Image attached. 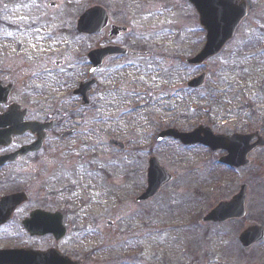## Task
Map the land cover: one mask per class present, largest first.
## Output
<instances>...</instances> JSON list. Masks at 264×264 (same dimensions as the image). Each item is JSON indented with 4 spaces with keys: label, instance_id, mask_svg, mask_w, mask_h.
<instances>
[{
    "label": "flooded vegetation",
    "instance_id": "1",
    "mask_svg": "<svg viewBox=\"0 0 264 264\" xmlns=\"http://www.w3.org/2000/svg\"><path fill=\"white\" fill-rule=\"evenodd\" d=\"M214 6L242 16L236 30L257 18L264 31V0ZM145 62L155 63V0H0V252L8 253L0 264H207L208 230L234 238L224 254L254 256L264 226L249 217L253 185L240 184L241 169L220 162L224 151L163 140L220 152L214 162L226 173L193 174L191 166L202 165L198 156L190 167L170 169L152 152L147 158L156 157L162 173L157 183L171 178L158 187L155 179L149 186L147 170L139 178L96 168V136L106 132L101 113ZM257 133L264 138V127L242 135ZM113 140L105 138L126 150ZM255 151L242 169L257 164ZM240 193L243 217L238 202L237 217L205 221ZM252 227L263 233L258 244L241 240Z\"/></svg>",
    "mask_w": 264,
    "mask_h": 264
},
{
    "label": "rangeland",
    "instance_id": "2",
    "mask_svg": "<svg viewBox=\"0 0 264 264\" xmlns=\"http://www.w3.org/2000/svg\"><path fill=\"white\" fill-rule=\"evenodd\" d=\"M255 20L251 23L252 18L249 19L204 66L193 68L185 65L184 60L200 51L205 37L193 8L185 0H155V63H143L136 71L137 80L132 78V82H125L114 92L111 96L114 107L101 113L106 132L102 137L103 132L96 136V168L109 172L111 167L112 176L135 171L141 178L142 172L147 170V156L153 152L161 164L170 169L172 165L188 166V162L198 156L202 165H192L193 174L226 173L215 164L219 160L215 156L220 152L213 156L197 147L189 150L172 144L167 147L164 141L156 142V137L167 129L189 132L200 124L227 136L264 127V31L257 30L262 25L257 18ZM204 71L203 89L188 91L186 83ZM153 92L145 107L131 109V104L145 100V95ZM191 106L197 109L192 111ZM203 108H209L210 112L204 113ZM108 135L125 143L126 150L110 148L105 141ZM108 158L111 160L107 161ZM253 158L258 164L241 169L238 179L240 184L253 185L248 202L249 217L253 218L251 222L264 226V150L256 151ZM211 194H214L213 189ZM224 194L227 199V192ZM216 232L208 230L207 264H264V241L256 247L253 257L243 259L233 253L224 254L223 250L233 247L234 238L231 235L227 239L218 238ZM202 243L201 240V248ZM195 260V264L200 263Z\"/></svg>",
    "mask_w": 264,
    "mask_h": 264
},
{
    "label": "water",
    "instance_id": "3",
    "mask_svg": "<svg viewBox=\"0 0 264 264\" xmlns=\"http://www.w3.org/2000/svg\"><path fill=\"white\" fill-rule=\"evenodd\" d=\"M196 7L199 15H200V23L207 30V39L205 46L202 51L193 59L187 61L188 64L197 65L203 64V62L216 55L225 43L233 36V32L235 27L237 26L239 20L241 19V15H225L221 9H216L214 6V0H190ZM217 4V1L215 2ZM204 75L201 77L191 81L188 84L189 88H198L203 85ZM201 129L194 131L191 134H179L176 131H167L162 133L159 136V140H161L165 136H171L176 139L181 140V142L185 145L187 144H195L202 143L212 150L216 149H225L228 152V156L224 158L222 161L226 164L240 167L247 164L246 156L247 154L253 150L261 143H257L252 146H248V140L246 138L235 136L232 139L224 138V137H210L208 135L206 138H200ZM149 174V186H154L153 181L155 179V187L162 185L169 181V178H164L162 182L157 183V178L161 173V171L157 168V164L154 160L150 161V167L148 169ZM149 194L152 193L150 189L147 191ZM245 196L243 193H240L232 202L226 205H219L216 209H214L208 216L207 220L213 221H224L226 218L237 217L243 215V204H244ZM239 202L240 214L235 215V208H237ZM237 212V209H236ZM235 215V216H233ZM263 235L257 229L246 232L241 237V240L247 241L246 243L250 244L256 241L261 240ZM8 253L1 252L0 255L5 256ZM34 264H44L40 261Z\"/></svg>",
    "mask_w": 264,
    "mask_h": 264
},
{
    "label": "snow or ice",
    "instance_id": "4",
    "mask_svg": "<svg viewBox=\"0 0 264 264\" xmlns=\"http://www.w3.org/2000/svg\"><path fill=\"white\" fill-rule=\"evenodd\" d=\"M143 77H141V79H142Z\"/></svg>",
    "mask_w": 264,
    "mask_h": 264
}]
</instances>
